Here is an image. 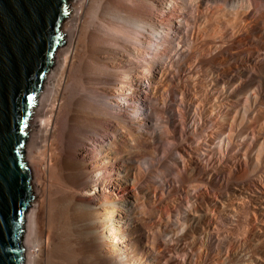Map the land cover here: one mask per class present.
Masks as SVG:
<instances>
[{"label": "bare ground", "instance_id": "bare-ground-1", "mask_svg": "<svg viewBox=\"0 0 264 264\" xmlns=\"http://www.w3.org/2000/svg\"><path fill=\"white\" fill-rule=\"evenodd\" d=\"M67 5L24 264H264V0Z\"/></svg>", "mask_w": 264, "mask_h": 264}, {"label": "water", "instance_id": "water-1", "mask_svg": "<svg viewBox=\"0 0 264 264\" xmlns=\"http://www.w3.org/2000/svg\"><path fill=\"white\" fill-rule=\"evenodd\" d=\"M68 0H0V264H24L23 216L30 198L26 124Z\"/></svg>", "mask_w": 264, "mask_h": 264}, {"label": "rangeland", "instance_id": "rangeland-1", "mask_svg": "<svg viewBox=\"0 0 264 264\" xmlns=\"http://www.w3.org/2000/svg\"><path fill=\"white\" fill-rule=\"evenodd\" d=\"M67 4H68V1H67L66 5H67ZM67 6H68V5H67ZM67 12H68V9H67ZM60 30H61V26H60ZM60 35H61V39H62V38H63V34L61 33V31H60ZM149 37H152V36L149 35ZM108 45L111 46L109 43H108ZM59 47H60V45H59ZM148 57H149V56H148ZM99 90H100V89H99ZM40 95H41V90L38 91V93H37V95H36V97H35V101H36L37 99H39ZM96 101L98 102L99 100L96 99ZM106 102H107V101H106ZM98 104H100V103L98 102ZM34 105H35V103H34ZM33 108H34V106H33L32 109H31L30 117H29V119H28V121H27V124H26V135H27V136H28L30 130L33 129V128L35 127V124L32 123V119H31V115H32V110H33ZM120 113H121V112H120ZM128 116L130 117V115H128ZM99 139H102V138H99ZM23 152H24V157H25V155H26V140H25V144H24ZM28 167H29V169L31 168L35 174H38V173L41 171L40 169H42L43 165H42V166H41V165H40V166H34V167H30V166L28 165ZM30 198H31V199L34 198V196H33L32 193L30 194ZM23 227H24V228H23V237H22V238H24V235H25V233H26L25 226H23ZM22 242H23V241H22ZM28 251H29V250H28ZM30 251L32 252V250H30ZM33 251H34V250H33ZM25 252H26V250L24 251V258L27 257V254H28V253H25Z\"/></svg>", "mask_w": 264, "mask_h": 264}]
</instances>
